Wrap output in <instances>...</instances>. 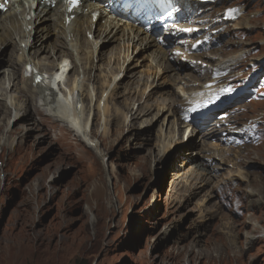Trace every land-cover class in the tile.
<instances>
[{
  "label": "rangeland",
  "instance_id": "rangeland-1",
  "mask_svg": "<svg viewBox=\"0 0 264 264\" xmlns=\"http://www.w3.org/2000/svg\"><path fill=\"white\" fill-rule=\"evenodd\" d=\"M247 1L243 16H250L252 28L242 34L227 32L222 41L199 51L221 49L229 56L237 48L225 45L226 41L254 43L238 60L235 72L245 71L251 62L264 65V0L202 6L222 10L221 14L228 5ZM229 27L223 25L224 30ZM112 48H120L118 42L100 41L102 56L96 64L111 73L122 68L116 105L111 101L112 111L105 119L96 111L91 122L104 159L64 123L54 120L38 99L25 102L18 119L0 107V264H264V204L257 203L261 196L264 200V142L226 145L230 153L224 151L228 163L220 170L222 176L204 187L197 179L176 178L178 172L205 162L195 152L193 161L183 163L182 154L195 151L191 144L203 147L200 140L208 126L191 121L192 129H198L194 134L188 133L185 139L181 130L171 147L172 138L161 142L162 120L154 117L157 109L137 116L149 106H161L167 98L161 94L171 82L159 88L154 84L143 95L148 77L157 75L156 68L142 53L140 60L135 59L133 50L132 60L125 64L124 53L111 59ZM14 51L9 44L0 48V90ZM228 111L233 112L227 119L211 124L244 126L250 118L264 114V100L245 101ZM163 147L168 149L159 154ZM239 172L247 176L245 180L235 178L224 184L229 173ZM249 187L258 192L253 205L245 195Z\"/></svg>",
  "mask_w": 264,
  "mask_h": 264
},
{
  "label": "bare ground",
  "instance_id": "bare-ground-1",
  "mask_svg": "<svg viewBox=\"0 0 264 264\" xmlns=\"http://www.w3.org/2000/svg\"><path fill=\"white\" fill-rule=\"evenodd\" d=\"M8 1L7 4L6 0H0V48L4 44L12 45L15 49V59L3 72L0 98L4 103H0V107L4 106L6 110L14 112L13 118L18 119L23 115L25 102L38 99V104L43 106L54 120L64 123L102 158L104 156L100 151L97 135H92V117L97 112L102 119L109 116L112 111L111 101L116 105L115 98L120 87L117 79L123 72L122 68L120 73H111L110 69L102 71V67L96 64L102 56L100 41L106 39L118 42L120 48L109 50L108 55L111 59L117 58V54L124 53L125 64L132 60L133 50L132 55H135V59L140 60L139 54L142 53L143 59L151 61L157 75L148 77L143 95H146L154 84L159 88L171 82V87L161 94L167 96L164 103L159 107L149 106L137 116L139 118L151 115L157 109L154 117L162 120L159 140L161 142L168 138L173 140L168 142V147H171L181 130L185 131L183 134L185 139L188 133L194 134L198 130L192 129V123L186 122L184 115L188 108H193L195 103L204 99L206 83L214 81L212 73L208 75L207 72L215 67L239 70L236 68L238 60L250 52L254 45L249 41L230 39L225 45L236 47L237 50L229 56L223 55L221 49L213 53L193 49V44L205 36H210L214 42L222 41L227 32L247 33L253 25L250 16H243L249 1L241 4L243 17L231 23L227 30L223 29L226 22L219 21L222 10L194 5L188 10L183 8V15L187 17L188 22L174 28L169 27L159 34L165 38L166 45L160 42L161 37L157 38L155 32L148 26L140 24L137 20L132 21L127 16L119 14L121 12L115 13L110 7H106L105 3L110 0H81V4L74 8H71L69 0ZM217 1L226 4L224 0ZM2 6L7 8L4 9ZM190 28L193 31H189ZM197 28L203 32L201 37H195L194 30ZM51 36H54L53 40L49 39ZM172 44L175 46L170 48ZM179 51L181 54L176 55ZM135 52L137 54H134ZM184 68L190 69L191 72L182 74L180 71ZM134 107L135 103L132 109ZM221 113L224 112L217 114ZM116 115L118 117L120 114ZM123 115L126 120L129 119L127 113ZM207 124V120L202 121L200 127ZM102 126L104 131L105 127L103 124ZM207 126L200 140L203 147H196V143L189 144L195 147V151L191 152L188 149L187 153L182 154L183 163L193 161L195 152L199 153L205 162L192 165L184 172L176 174V178L182 176L188 182L197 179L201 185L203 184L202 187L211 184L214 177L220 176L222 166L228 163L224 151L230 153V149L225 150V147L229 138L235 134V131L226 125L219 128L211 124ZM224 132H227V135ZM209 139H217L216 144L208 143ZM220 146L224 147L222 153H219ZM164 149V147L159 149V154L168 148ZM202 165L205 167H201ZM240 173H229L230 176L228 175L229 178L224 184L235 181V178L245 180L247 176L244 177ZM249 188L245 195L252 204L256 201L258 192ZM260 201L257 203L264 204L262 196ZM227 222H231L228 217ZM257 222L254 221V224L259 225ZM252 237L253 240L256 239V235Z\"/></svg>",
  "mask_w": 264,
  "mask_h": 264
}]
</instances>
